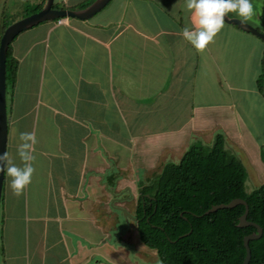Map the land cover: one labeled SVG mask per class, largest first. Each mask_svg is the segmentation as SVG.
Wrapping results in <instances>:
<instances>
[{
  "label": "crops",
  "instance_id": "crops-1",
  "mask_svg": "<svg viewBox=\"0 0 264 264\" xmlns=\"http://www.w3.org/2000/svg\"><path fill=\"white\" fill-rule=\"evenodd\" d=\"M252 2L245 21L264 32V0ZM191 20L185 0H111L90 19L45 21L15 38L7 154L21 164L19 134L34 132L36 159L22 194L5 175L0 264H157L110 188L130 189L132 200L114 204L134 202L135 215L140 187L217 133L249 180L264 176V41L225 22L197 51L182 36Z\"/></svg>",
  "mask_w": 264,
  "mask_h": 264
},
{
  "label": "trees",
  "instance_id": "trees-1",
  "mask_svg": "<svg viewBox=\"0 0 264 264\" xmlns=\"http://www.w3.org/2000/svg\"><path fill=\"white\" fill-rule=\"evenodd\" d=\"M93 1L87 0L78 8ZM46 2L42 0L27 9L24 17L41 10ZM8 25L0 29L2 35ZM11 48L7 56V93L9 87H14L18 69ZM263 86L264 72L259 78V89L264 94ZM225 144L224 134L217 133L211 146L192 145L178 163H168L157 179L140 187L135 211L140 237L157 251L163 264H243L244 238L257 231L254 226H238L245 206L205 214L212 206L234 198L248 202V220L264 229V182L248 191V171ZM261 158L264 162V144ZM250 247V264L264 263V232L250 242Z\"/></svg>",
  "mask_w": 264,
  "mask_h": 264
},
{
  "label": "water",
  "instance_id": "water-1",
  "mask_svg": "<svg viewBox=\"0 0 264 264\" xmlns=\"http://www.w3.org/2000/svg\"><path fill=\"white\" fill-rule=\"evenodd\" d=\"M111 0H94L88 6L72 9V8H56L54 6V0H47L45 6L30 15H27L7 26L5 29L1 41H0V153L7 152L8 148V136H9V117H8V94H7V56L8 50L11 43L15 38L22 32L49 20H57L59 18H78L81 20H87L93 17L96 13L101 11ZM225 22L230 24H235L241 29L250 32L264 41V32L250 24L249 22L240 19L238 17H232L229 14L225 17ZM264 89V86H263ZM5 176L0 174V208L2 203V195L4 189ZM111 193L114 196L112 201V206L116 209L123 212L127 220L133 219L138 221L137 216L133 215L123 206H115V201L122 199L121 194L114 192V189L110 188ZM130 192L129 197L124 199H132L133 195L131 194L130 189L127 190ZM238 205L245 206V212L241 215L238 226L248 227L254 226L257 231L251 234H248L244 238V246L246 249V256L244 258L243 264H250L252 257V250L250 247V242L252 240H257L262 237L264 229L261 225L256 222L248 220L249 214V204L243 198H234L229 203H222L212 206L208 209L205 214H210L219 209L224 208H233ZM187 235V234H185ZM264 264V263H262Z\"/></svg>",
  "mask_w": 264,
  "mask_h": 264
},
{
  "label": "clouds",
  "instance_id": "clouds-1",
  "mask_svg": "<svg viewBox=\"0 0 264 264\" xmlns=\"http://www.w3.org/2000/svg\"><path fill=\"white\" fill-rule=\"evenodd\" d=\"M185 8L190 13L191 23L182 29L183 38L197 51H203L214 41L225 24L230 12H237L244 20L254 15L252 0H185ZM21 143L17 155L21 164L8 158L7 152L0 153V174L11 177L10 187L15 195H20L32 182L35 173L33 145L37 142L34 132H21Z\"/></svg>",
  "mask_w": 264,
  "mask_h": 264
},
{
  "label": "rangeland",
  "instance_id": "rangeland-1",
  "mask_svg": "<svg viewBox=\"0 0 264 264\" xmlns=\"http://www.w3.org/2000/svg\"><path fill=\"white\" fill-rule=\"evenodd\" d=\"M86 1V0H85ZM41 0H0V29L5 26L6 23L9 25L21 18L24 17L27 9H32L34 5H37ZM84 2V1H83ZM59 0H55L56 7H61L62 4H58ZM80 6V3L72 6L71 8H77ZM27 16V15H26ZM2 30L0 31V41L2 38ZM13 42L11 43L12 46ZM10 92V87L9 91ZM8 99L10 100V94L8 95ZM264 182V176L260 174L259 178L254 177V179L249 180L247 178L246 187L248 191H252L261 186ZM150 183L147 184H151ZM139 193V192H138ZM134 202L127 203L126 209L129 210L133 206ZM125 217V216H124ZM157 264H163L160 260H158Z\"/></svg>",
  "mask_w": 264,
  "mask_h": 264
},
{
  "label": "built area",
  "instance_id": "built-area-1",
  "mask_svg": "<svg viewBox=\"0 0 264 264\" xmlns=\"http://www.w3.org/2000/svg\"><path fill=\"white\" fill-rule=\"evenodd\" d=\"M66 20H68V18H59V19H57V22L58 23H64Z\"/></svg>",
  "mask_w": 264,
  "mask_h": 264
},
{
  "label": "flooded vegetation",
  "instance_id": "flooded-vegetation-1",
  "mask_svg": "<svg viewBox=\"0 0 264 264\" xmlns=\"http://www.w3.org/2000/svg\"><path fill=\"white\" fill-rule=\"evenodd\" d=\"M124 195H125V194H124ZM129 195H130V194H127V195H125V196H121V197H122V198H125V197H129ZM132 199H133V198H132ZM132 199H125V200H128V201H129V200H132ZM117 201H118V200H117Z\"/></svg>",
  "mask_w": 264,
  "mask_h": 264
}]
</instances>
